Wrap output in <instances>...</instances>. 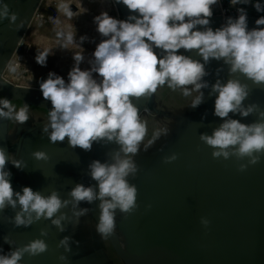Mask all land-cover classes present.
Wrapping results in <instances>:
<instances>
[{"label": "crops", "instance_id": "obj_1", "mask_svg": "<svg viewBox=\"0 0 264 264\" xmlns=\"http://www.w3.org/2000/svg\"><path fill=\"white\" fill-rule=\"evenodd\" d=\"M12 1L0 0V24L12 16ZM15 1H20L19 8L26 2ZM103 3L96 2L102 6V12L107 6V2ZM44 5L53 6L54 2L41 0L35 13L44 12ZM193 51L197 50L185 54L194 60ZM202 64L206 74L199 82L206 87L197 92L192 90L193 86H186L192 90L190 95L176 88L168 94L169 104L150 103L139 112L147 124V135L132 157L138 171L134 177H128L129 183L138 189V207L130 215L119 209L115 213V234L126 245L129 256L123 258L110 238L104 239L97 232L98 222L90 203L77 204L70 196L77 184L92 186L89 165L94 160L102 161L112 142H94L90 151L71 147L67 138L52 143L51 129L44 130L49 123L48 112L36 107L29 109L23 126L17 122L21 127L16 134L21 139L17 136L12 160L16 158L20 167L14 166L13 188L22 193L24 187H31L46 197L56 191L68 203L52 218L37 220L33 213V222L19 227L14 218L21 206L9 205L0 218V253L10 254L40 239L48 250L34 257L25 254L19 264H264V155L255 164L250 163L249 157L214 158L215 149L201 140L202 135L211 136L224 122L215 115L218 93L213 86L217 82L238 80L247 85L248 95L241 111L252 106L254 110L248 116L235 112L226 118L243 124L260 120V113L264 112V84H255L239 71L231 72V65L223 58H210ZM31 67L33 72L34 65ZM33 76L34 73L28 80L34 83L33 87L40 88L36 85L45 78ZM201 93L202 102L193 108L192 101ZM163 129H167L166 134ZM157 131L161 135L145 150ZM38 151L48 158L36 159L33 153ZM173 155L178 158L164 163L166 157ZM242 165L245 169L240 171ZM24 215L27 218L28 214ZM55 219L61 220L59 226L53 224ZM65 238L68 242L62 244ZM151 250L153 260L148 255ZM61 256L65 259L61 260Z\"/></svg>", "mask_w": 264, "mask_h": 264}, {"label": "clouds", "instance_id": "obj_2", "mask_svg": "<svg viewBox=\"0 0 264 264\" xmlns=\"http://www.w3.org/2000/svg\"><path fill=\"white\" fill-rule=\"evenodd\" d=\"M217 2L116 0V3L126 6L131 14L127 19H117L105 11L94 17L96 31L104 39L93 52V67L81 70L79 63L83 56L76 53L73 58L77 64L69 71L67 82L63 76L49 72L48 78L40 83L43 97L52 104L48 112L49 123L44 129L46 132L51 129L49 139L52 143L63 142L67 138L71 147L85 151H90L93 143L101 140L120 146L113 154L112 163L94 160L89 165L90 176L97 182L98 192L94 187L83 184H77L70 191L71 198L77 204L100 201L101 214L96 229L104 239L115 233L117 209L130 215L138 207V189L129 183L128 177H134L138 171L132 157L138 153L147 135V124L141 120L133 98L155 93L165 84L173 90L182 88L184 95H190L192 90L199 92L207 86L199 82L206 74L204 65L180 54L181 49L197 50L205 62L210 58H223L231 65V72L239 71L255 84H264V15L255 21L256 27L249 30L248 13L240 8L235 19L229 18L225 26L213 30L207 26L213 15L212 6ZM250 3L252 0H230L232 5ZM253 6L264 13V5L259 0ZM57 8L58 11L63 9L66 17H72L71 5L62 2ZM200 26H204L203 30ZM68 39H73L71 34ZM155 49H162L165 54L161 56ZM48 55L47 50L39 53L37 62L45 65ZM11 70L16 71L15 67ZM93 73L101 78L99 82L93 78ZM189 85L193 86L192 90L185 87ZM213 91L218 93L215 115L224 122L211 136L202 135L201 140L215 149L214 158L235 155L239 159L249 157L250 163H257L264 155V112L260 113V120L252 124L226 119L229 113L240 112L248 116L254 110L255 106H252L241 111L248 95L247 85L238 80H229L226 84L217 82ZM202 99L201 93L191 106L197 107ZM13 113L14 119L21 124L29 118L27 105L17 109L9 100L0 99V118H13ZM162 131L167 133V129ZM160 135L161 131L155 132L145 145V150ZM33 155L36 159L48 158L44 152L38 151ZM177 158V155L166 157L164 163H171ZM9 160L5 150L0 148V210L8 205L15 208L18 203L21 211L14 218L16 226L30 225L33 213L37 220L41 217L52 218L67 205L68 201H62L56 191L47 197L31 187H24L22 193L14 191L11 173L6 171ZM11 162L15 167H20L19 161L13 159ZM244 169L242 165L239 170ZM25 213L28 214L27 218ZM52 222L59 226L61 220ZM67 242L68 238H65L61 243ZM47 250L48 245L36 239L10 254L0 253V264H19L25 254L34 257ZM60 259L65 257L61 256Z\"/></svg>", "mask_w": 264, "mask_h": 264}, {"label": "rangeland", "instance_id": "obj_3", "mask_svg": "<svg viewBox=\"0 0 264 264\" xmlns=\"http://www.w3.org/2000/svg\"><path fill=\"white\" fill-rule=\"evenodd\" d=\"M52 1L54 2L55 7L52 5H44V8L42 9L44 12L35 13L26 31L21 37L19 44L15 48V51L12 55L13 57L11 56V60L9 59L3 70V77L16 85H31L33 87L35 85L31 80H28L29 76H32L34 73L35 76L33 77H35V79H37L36 77L38 75H41L47 79L49 72H55L57 75L63 76L67 82L69 71L72 70L77 64L73 58L76 53H79L83 56L82 62L79 63L81 70H90L95 63L93 52L95 51V47L98 44L95 40L96 36L98 35L96 30H94L96 25L91 24L90 26L92 30H88L85 29L84 22L86 20L94 21V17L102 13V11H100L102 6H98L94 0ZM62 2H66L69 5L74 4L76 6L75 10L72 9L73 15L71 18H68L64 15L63 9L59 12L56 8L57 5ZM89 10L91 12H89ZM105 11L117 19H123L119 8H117L112 3V1L107 3ZM69 34L72 35V40L68 39ZM39 35L40 37H38ZM45 50L49 51V55L46 58V64L41 65L37 62L36 57L39 53ZM180 54H183V52L181 51ZM18 55H21V57L19 58ZM31 55L34 57L33 61L31 60ZM32 64L34 65L33 72L31 67ZM12 67H15V72L11 70ZM36 70L45 72L36 73ZM93 78H95L98 82L101 79L95 73H93ZM37 82H39V79ZM36 86L40 87V85ZM159 89L161 92L159 91L158 96L153 94L154 100L152 99V102L150 103H160L162 105H164L163 103L169 104L170 102L168 94L173 91V89L167 87L166 84L159 87L158 90ZM0 99L9 100L15 107H22L25 105L17 104V102L14 100L2 96H0ZM28 108L30 109V107ZM43 111L49 112L50 110L45 109ZM29 112L30 110H28V114ZM3 119L5 122L8 120L7 118ZM12 121L13 120L11 119L7 121L8 123L6 122L8 130L7 134L9 133V136L12 134L13 130L14 133H16L17 128L24 125L18 123L19 125L21 124V126H18L17 123H13ZM18 139L20 141V135H18ZM14 147L15 143H13V148ZM14 160H16V158Z\"/></svg>", "mask_w": 264, "mask_h": 264}, {"label": "water", "instance_id": "obj_4", "mask_svg": "<svg viewBox=\"0 0 264 264\" xmlns=\"http://www.w3.org/2000/svg\"><path fill=\"white\" fill-rule=\"evenodd\" d=\"M40 1L41 0H26L24 5L19 8L20 1L13 0L11 2V6L13 8L12 16L10 18L7 17V20L2 24H0V48H1L0 49V96L12 100H21L30 105L51 110L52 104L49 100H46L43 97L40 88L25 86V85H16L5 79L2 75L6 64L8 63L12 54L14 53L15 48L17 47L24 32L26 31ZM116 4L120 10V13L122 14L123 19H127L128 16L131 14L127 9V7L124 6L122 3H116ZM71 7L73 10L76 9V6L74 4H72ZM13 17H15L14 20ZM229 18L235 19L236 17H228L227 21L229 20ZM257 19L258 18L248 17L249 29L256 27L255 21ZM221 21L222 18L220 16H212L210 18V24L208 26L213 25L212 28L213 30L217 28H221L223 27ZM200 27H204V26H200ZM155 50L161 56L165 54L162 49H155ZM181 51L183 52V55H186L187 52H189L190 50L181 49L180 53ZM193 54H195L194 55L195 61H199L200 63H203L204 59L201 55H198V51H193ZM152 97H153V93L145 95L140 98H133V103L137 106L140 112L143 108H145L147 105L150 104ZM6 122L0 119V148H3L5 150L6 155L10 157L9 162L6 165V171H10L11 173L10 180L13 185L12 178H13L14 165L11 162L12 161L11 147L9 146L6 137L8 132L7 130L8 122L7 123ZM119 147L120 146L118 144L112 142L108 153L105 155V157L101 162L112 163L113 154L119 150ZM12 148H13V144H12ZM92 187H94L98 192L99 189L97 182L95 180L93 181ZM99 204L100 201L98 199L90 203L92 214L94 218L97 220V222L99 221V216L101 214V209L99 208ZM3 211L4 209L0 210V218L3 214ZM109 238L113 243V245L115 246L116 250L119 252V254L122 255L123 258H126L127 256L130 255V252L127 249L126 245L120 241V239L117 237L115 233L109 236ZM148 255L151 260L155 258L152 250L149 251Z\"/></svg>", "mask_w": 264, "mask_h": 264}, {"label": "built area", "instance_id": "obj_5", "mask_svg": "<svg viewBox=\"0 0 264 264\" xmlns=\"http://www.w3.org/2000/svg\"><path fill=\"white\" fill-rule=\"evenodd\" d=\"M98 4L104 3H110V0H94ZM113 3V0H111ZM257 0H252V3L250 4H236L232 5L230 4V0H218V2L212 6L213 9V15L212 16H220L222 18L221 24L222 26H225L227 24V18L228 17H237L239 15L238 9L244 8L247 13L248 17L251 18H259L261 15H264V13L258 12L255 7L253 6V3H256ZM259 2L264 5V0H259ZM103 3V4H104ZM54 6V5H53ZM55 7V6H54ZM251 30V29H249ZM19 44V43H18ZM20 58L21 55H18Z\"/></svg>", "mask_w": 264, "mask_h": 264}, {"label": "trees", "instance_id": "obj_6", "mask_svg": "<svg viewBox=\"0 0 264 264\" xmlns=\"http://www.w3.org/2000/svg\"><path fill=\"white\" fill-rule=\"evenodd\" d=\"M153 94H155V93H153ZM15 102H17V104H25V105H27L28 107H30V108H33V107H36V108H39V107H37V106H34V105H30V104H28V103H25V102H23V101H21V100H14ZM19 102V103H18ZM15 107V106H14ZM15 108H17V109H19L20 107H15ZM39 109H41V110H45V109H43V108H39ZM28 110H29V108H28ZM7 111H8V109H7ZM6 111V112H7ZM8 120H13L12 122L14 123H17L16 122V120L14 119V113H13V118H7ZM7 120V121H8ZM17 134L15 133L14 134V132H12V134H10V136H9V133L6 135V137H7V142H8V144H9V146L11 147V157L13 158L14 157V148H12V144L13 143H15V141L17 140ZM8 207H9V205L8 206H6L5 208H4V210H6V209H8Z\"/></svg>", "mask_w": 264, "mask_h": 264}, {"label": "bare ground", "instance_id": "obj_7", "mask_svg": "<svg viewBox=\"0 0 264 264\" xmlns=\"http://www.w3.org/2000/svg\"><path fill=\"white\" fill-rule=\"evenodd\" d=\"M111 1V0H110ZM113 4L118 8V6H117V4H116V2H115V0H113ZM88 12V11H87ZM121 16V15H120ZM37 19V18H36ZM91 24H95L94 23V21H90V20H86L85 22H84V26H85V29H88V30H92V28H91ZM45 25V24H44ZM46 25H48V24H46ZM96 25V24H95ZM41 27V26H40ZM30 28V27H29ZM42 28V27H41ZM35 30V29H34ZM94 30H96V28L94 29ZM35 32V31H34ZM97 32V31H96ZM36 33V32H35ZM39 33V32H38ZM46 33V32H45ZM97 36H96V38H95V40H96V42L97 43H99L102 39H104V37H102L98 32H97ZM38 37H40V35L38 36ZM37 37V38H38ZM31 38V37H30ZM87 38V37H86ZM34 39V38H33ZM42 41V40H41ZM48 46V45H47ZM13 57V56H12ZM11 60V59H10ZM26 86V85H25ZM31 86V85H30Z\"/></svg>", "mask_w": 264, "mask_h": 264}]
</instances>
